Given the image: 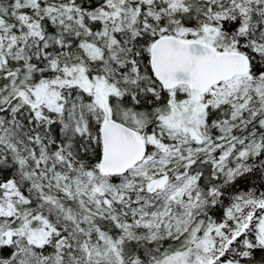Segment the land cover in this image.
I'll return each instance as SVG.
<instances>
[{
	"label": "snow or ice",
	"instance_id": "6c2138e0",
	"mask_svg": "<svg viewBox=\"0 0 264 264\" xmlns=\"http://www.w3.org/2000/svg\"><path fill=\"white\" fill-rule=\"evenodd\" d=\"M0 264H264V0H0Z\"/></svg>",
	"mask_w": 264,
	"mask_h": 264
}]
</instances>
